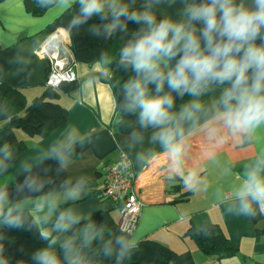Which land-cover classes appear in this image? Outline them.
Listing matches in <instances>:
<instances>
[{
    "label": "clouds",
    "instance_id": "obj_1",
    "mask_svg": "<svg viewBox=\"0 0 264 264\" xmlns=\"http://www.w3.org/2000/svg\"><path fill=\"white\" fill-rule=\"evenodd\" d=\"M60 14L75 9L59 31L67 36L85 28L91 36L115 41L112 54L101 56L104 71L115 69L126 78L118 84L116 112L135 118L133 143L159 145L180 172L187 138L203 129L216 146L234 142L256 146L253 161L241 173L231 197L222 200L226 216L264 215V0H38ZM98 22L89 23L93 19ZM4 49H8L4 45ZM13 52L9 63H20ZM95 83V81L93 82ZM112 80L110 85L115 84ZM8 108L0 104V115ZM119 125V124H118ZM62 132L37 161L20 162L14 185L0 183V264H13L8 231L38 233L42 246L15 264H95L87 249L101 240L97 256L126 264L142 237L102 239V226L85 220L72 207L86 194V178L65 179L56 191L50 167L65 171L72 157L92 138L68 140ZM67 141V142H66ZM157 153H149V157ZM141 159H145L141 154ZM16 160L13 147L0 143V174ZM195 173L181 177L186 187ZM199 183V181H197ZM35 205L36 211H32ZM207 234V233H205ZM131 237V238H130ZM21 253L24 249H19Z\"/></svg>",
    "mask_w": 264,
    "mask_h": 264
},
{
    "label": "crops",
    "instance_id": "obj_2",
    "mask_svg": "<svg viewBox=\"0 0 264 264\" xmlns=\"http://www.w3.org/2000/svg\"><path fill=\"white\" fill-rule=\"evenodd\" d=\"M37 5L38 0H0V85L21 91L29 104L46 90L51 62L39 55V50L54 33L60 32L61 28L49 35L51 26L64 14L53 9L36 14ZM14 51L21 58L20 63H9ZM73 70L78 77L76 86L61 93L58 101L67 109L66 124L45 138L18 131L23 133L17 132V136L27 149L15 165L0 174V183L14 186L20 162L37 161L62 132L69 133V141L86 135L92 142L83 148L77 145L65 171L57 174L55 161L41 165V168H51L48 175L54 181L46 191L53 190L61 202L62 193L56 190L62 181L86 178L85 196L72 205L85 220L105 212L118 225L119 207L104 197L106 168L127 158L136 175L134 190L142 204L140 221L131 237H142L140 242H157L179 254L190 252L196 264H264V215L244 218L222 213V200L230 199L232 190L241 181L243 168L255 157L256 146L237 147L234 142L216 146L201 129L187 138L182 168L179 173L175 172L159 145L148 142V133L142 143H133L130 135L119 131L117 93L101 64L78 63L74 58ZM151 152L157 155L149 157ZM141 154L145 159L140 158ZM189 171L195 173L191 182L194 187H186L181 178L187 177ZM32 211H36L35 205ZM206 223L223 229L238 250L235 257L218 260L199 251L187 233L192 227L199 229Z\"/></svg>",
    "mask_w": 264,
    "mask_h": 264
},
{
    "label": "trees",
    "instance_id": "obj_3",
    "mask_svg": "<svg viewBox=\"0 0 264 264\" xmlns=\"http://www.w3.org/2000/svg\"><path fill=\"white\" fill-rule=\"evenodd\" d=\"M45 10L46 9L41 7L39 3L34 8L36 14H40ZM74 11L75 9L73 8L71 11L61 15L49 29V35L67 25ZM96 22L98 21L94 18L89 23ZM86 27L87 26H85V28ZM85 28H81L78 33L69 36L73 47V55L78 63L94 64L100 61L102 55L112 54L114 52L117 47V42L98 40L85 31ZM107 72L110 83L112 80L116 82L112 84V86L116 90L118 96V84L122 82L126 76L124 73L118 72L114 68ZM75 86L76 82L65 83L58 90L46 87L43 94L29 104L21 91L0 85V104L6 105L9 110L6 119L4 116L0 115V143L7 142L10 144L13 147L16 157V160L10 167L15 165L18 157L27 149L25 143L18 138V131L31 137L45 138L54 129L66 124L68 118L67 109L58 101L61 97V93L69 92L71 89H74ZM119 115V131L129 135L132 130L137 128L135 118ZM11 190L14 192V186ZM87 221L96 224L97 227L102 226L103 240L114 239L121 235L128 236L120 231L119 226L109 213L99 212L87 219ZM6 234L14 241V243L8 247V252L13 258V264H15L16 260L27 259L28 252L42 246V241L39 240L38 233L33 234L32 232L24 230H12L8 231ZM187 236L193 240L201 253L214 256L218 260L235 257L238 253V250L233 247L223 229L218 225L206 223L199 229L192 227L188 231ZM101 243V240L93 243L87 249L86 254L96 257L95 264H113V261L104 260L102 257L97 256V250ZM21 247L24 249L23 253L19 251ZM126 264L196 263L190 252L179 254L157 242L144 240L138 244Z\"/></svg>",
    "mask_w": 264,
    "mask_h": 264
},
{
    "label": "built area",
    "instance_id": "obj_4",
    "mask_svg": "<svg viewBox=\"0 0 264 264\" xmlns=\"http://www.w3.org/2000/svg\"><path fill=\"white\" fill-rule=\"evenodd\" d=\"M72 49L69 37L61 32L54 33L40 48L39 55L48 57L51 62L46 87L58 90L65 83L77 82L78 77L73 70ZM135 176L132 164L127 158L106 168L104 197L118 205L119 229L131 236L138 227L142 211V204L134 190Z\"/></svg>",
    "mask_w": 264,
    "mask_h": 264
},
{
    "label": "rangeland",
    "instance_id": "obj_5",
    "mask_svg": "<svg viewBox=\"0 0 264 264\" xmlns=\"http://www.w3.org/2000/svg\"><path fill=\"white\" fill-rule=\"evenodd\" d=\"M18 134H23V133H21V132H18ZM18 137H19V139H22L19 135H18Z\"/></svg>",
    "mask_w": 264,
    "mask_h": 264
},
{
    "label": "bare ground",
    "instance_id": "obj_6",
    "mask_svg": "<svg viewBox=\"0 0 264 264\" xmlns=\"http://www.w3.org/2000/svg\"><path fill=\"white\" fill-rule=\"evenodd\" d=\"M63 34V33H62ZM65 35V34H64Z\"/></svg>",
    "mask_w": 264,
    "mask_h": 264
}]
</instances>
